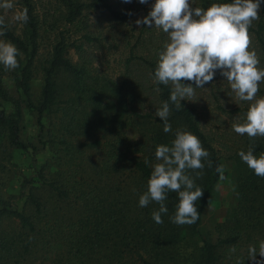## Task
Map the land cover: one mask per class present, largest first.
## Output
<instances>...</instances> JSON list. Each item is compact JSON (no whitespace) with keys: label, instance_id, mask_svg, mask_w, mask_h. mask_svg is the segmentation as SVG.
I'll list each match as a JSON object with an SVG mask.
<instances>
[{"label":"trees","instance_id":"trees-1","mask_svg":"<svg viewBox=\"0 0 264 264\" xmlns=\"http://www.w3.org/2000/svg\"><path fill=\"white\" fill-rule=\"evenodd\" d=\"M154 2L139 3L143 17ZM191 2L206 10L212 3L231 0ZM14 4L19 11L27 8L29 19L26 24L18 22L9 10L0 9L7 24L0 39L11 41L23 54L15 70L0 65V151L35 149L20 136L22 108L5 85L9 78L24 95L27 110L48 117L47 143L57 145L61 155L53 166L47 162L36 166L11 200L0 192V264H252L248 248H258L264 240V178L256 176L238 153L254 144L259 156L264 153V138L253 141L238 135L235 148L225 156L235 166L234 201L216 224L214 238L201 226L203 211L225 174L216 171L223 160L207 132L213 122L207 111L210 102L221 114L241 119L249 102L234 106L227 95L228 82L221 84L217 71L207 87L208 103L195 97L181 101L179 111L170 104L172 130L165 133L155 113L169 101L172 87L157 85L153 77L168 37L144 25L123 31L135 11L133 1L14 0ZM250 32L264 67V0ZM112 56L119 67L115 73L108 70ZM36 78L42 87L40 97L33 99L31 83ZM258 97H264V84ZM7 103L12 105L9 111ZM128 125L137 131L136 138L127 134ZM177 130L199 137L212 162L208 167L205 161L204 174L196 179L204 190L197 202L200 217L182 226L171 222L178 193L167 194L163 224L152 219L159 204L139 206L158 163L156 147L171 146ZM223 139L222 135V144L228 147ZM43 145L48 148L46 141Z\"/></svg>","mask_w":264,"mask_h":264},{"label":"clouds","instance_id":"clouds-1","mask_svg":"<svg viewBox=\"0 0 264 264\" xmlns=\"http://www.w3.org/2000/svg\"><path fill=\"white\" fill-rule=\"evenodd\" d=\"M123 2L132 3V0ZM138 2L144 5L148 0ZM261 4L262 0H231L212 3L205 10L193 7L191 0H155L147 16L135 21L137 27H155L168 37L153 77L157 85L172 87L169 101H164L155 113L163 122L165 133L172 130L168 122L172 111L170 104L177 111L182 110L181 101L195 98L196 90L206 89L205 85L212 82L219 71L236 99L249 102L245 118L242 122H234L232 130L253 141L264 138V97H258L260 85L264 84V67L260 66V58L252 48L250 32L254 22L260 19ZM14 8V0H0V9ZM14 19L26 24L27 8L17 12ZM6 30L5 16L0 15V37L6 35ZM22 55L11 41L0 39V65L5 70L18 68V57ZM254 150L252 144L247 152L241 151L238 155L256 176L264 178V153L257 156ZM209 156L200 138L186 130L176 131L171 146L157 145L155 158L158 163L147 181V191L139 197L140 207L152 202L159 204V209L152 212L155 223L163 224L162 214L168 212L165 201L169 192L178 193L179 198L172 223L191 225L199 219L197 202L204 190L196 184V179L202 178L205 161L211 167ZM216 171L222 174L223 165L217 166ZM258 256L261 259H257ZM248 260L252 264H264V240L259 242L258 248L249 246Z\"/></svg>","mask_w":264,"mask_h":264},{"label":"rangeland","instance_id":"rangeland-1","mask_svg":"<svg viewBox=\"0 0 264 264\" xmlns=\"http://www.w3.org/2000/svg\"><path fill=\"white\" fill-rule=\"evenodd\" d=\"M134 2L135 11L133 12V16L130 20L126 22V25L123 27V31L127 32L128 29L132 27H136L135 21L137 19L143 18V11L139 9V2L138 0H132ZM151 0H148V3ZM147 3V4H148ZM19 12L17 6L12 10H9L10 16L14 19L15 14ZM96 21L97 18L92 16ZM107 24V23H105ZM104 24V25H105ZM252 48L254 49V40L252 39ZM256 51V48L254 49ZM70 56L76 60V55L73 51L70 52ZM113 56L110 58V65L111 68L108 69L111 73H115L118 70V64L116 61H113ZM117 58V57H116ZM5 85L9 90V93L14 97L18 98L21 104V112H22V120H21V128H20V136L24 142L32 144L35 146V149L28 148L27 150L17 149L15 147H7L5 152L0 151V192L2 197L6 199H12L14 196H17L21 190L22 185L26 179L31 177L36 168L47 162L49 165H54L56 162L59 161L61 151L57 145L48 144L47 140L49 138V134L47 137L48 127H49V119L47 118H39L37 113L29 112L24 104V95H22L15 86L13 85L12 80L9 78H5ZM214 82V81H213ZM226 79L223 77L220 80L221 84H226ZM42 82L39 78H36L31 83V91H32V98L38 99L40 97ZM228 84V83H227ZM229 85V84H228ZM209 85L206 84V89H197L196 90V98L199 101L201 100L206 101L208 103L209 93L207 91V87ZM227 95L231 98L230 102L236 104H240L241 101H238L231 91L230 85L228 86ZM200 100V101H201ZM199 101V102H200ZM211 101V99H210ZM210 110L213 122H210L207 128V132L210 136L214 137V145L218 149L219 154L222 156L223 160V170L225 172L224 177L221 178L215 188V197L214 199L210 200L209 203L206 205L203 216H202V230L204 233L208 234L209 236H214L215 226L218 222H221L226 214L227 209L231 206L232 202L234 201V178L235 175V166L234 162L231 159H227L225 156L232 152L233 148L236 146V140L238 139V134H236L232 130V124L239 120L240 122L243 121L241 117L237 115L223 113L221 114L218 109L215 108V105L210 102ZM6 110H11L12 105L7 103ZM41 121V123H40ZM212 127V128H210ZM215 131L214 135L213 132L210 130ZM127 134L130 138H136L137 131L132 128L131 125L127 126ZM223 135V140H225V144L228 147H224L222 144L221 137ZM234 140V141H233ZM43 141H46V146L48 148L44 149ZM37 148V149H36ZM37 166V167H36Z\"/></svg>","mask_w":264,"mask_h":264}]
</instances>
